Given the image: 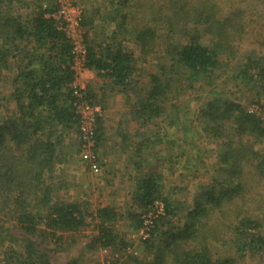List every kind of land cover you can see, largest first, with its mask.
Segmentation results:
<instances>
[{"label": "trees", "instance_id": "16d2710c", "mask_svg": "<svg viewBox=\"0 0 264 264\" xmlns=\"http://www.w3.org/2000/svg\"><path fill=\"white\" fill-rule=\"evenodd\" d=\"M77 1L83 6L82 23L89 26L84 67L100 82L101 100L124 97L138 129L150 123L157 128L163 119L184 135L179 124L192 118L174 104L167 106L169 93L211 85L217 72L229 66L236 39L248 26L243 18L250 6L247 0H229L230 10L220 15L217 0H103L105 10L99 12L100 5L88 11L85 2ZM16 4L32 12L20 16ZM57 9V0H0V77L11 79L10 93L0 97L6 111L0 120V264H80L81 256L55 259L52 245L91 225L96 233L87 236L90 248L99 244L120 253L129 246L115 229L120 215L115 208L90 211L87 201L58 194L56 147L77 132L78 105H94L98 96L93 88L79 94L72 88L73 46L54 17ZM96 19L98 31L91 26ZM258 33L264 46V20ZM150 59L158 62L156 72L147 68ZM242 60L235 77L247 84L258 81V99L247 104H258L264 113V55ZM212 93L191 117L213 145L216 174L199 185L184 219L175 224L178 207L163 192L157 174L141 170L133 160L139 165L136 184L122 216L129 233L142 241L144 256L120 254L107 264H246V259L264 264V119L247 104ZM101 124L96 122V148L106 141ZM126 133L121 134L124 143ZM135 136L143 137L132 146L135 157L148 159L142 149L146 144L157 157L153 140L142 132ZM156 140L161 143L163 137ZM187 143H178L176 161Z\"/></svg>", "mask_w": 264, "mask_h": 264}, {"label": "rangeland", "instance_id": "374dc122", "mask_svg": "<svg viewBox=\"0 0 264 264\" xmlns=\"http://www.w3.org/2000/svg\"><path fill=\"white\" fill-rule=\"evenodd\" d=\"M82 1L85 2L86 10L88 11L98 5H100V7H98L99 12L105 10L103 9L105 5L103 0ZM217 1L221 3L222 7L220 15L230 10L229 0ZM88 2L90 4L87 6ZM245 3L246 2L242 3V6H245ZM247 3H249L250 6H245L246 10L243 22L248 26L245 30V34H241V36L236 39L237 41L234 48L236 52L235 59H232L229 66H227L226 69L221 68V70L217 72V75H219L212 81L211 85L197 84L196 88L193 89L184 87V90L171 91L168 95L170 100L167 106L169 104H174L179 108L183 116L184 113L187 112L190 114V118H192L191 120L185 121V123L181 122V124H179V126H182L181 128L186 129V135H184L183 129H171L167 124L168 121H164L163 119L159 122L160 125H158L159 127L157 128L152 127L150 123L138 129V123L132 118V114L129 111L131 105L128 101L123 99L124 97L121 99L119 96H116V99L107 98L106 100H101L102 97L99 89L100 82L95 79V76L87 72L81 75L80 81L86 91L89 88H93L98 96L97 99L93 101L94 105L99 107L98 114L100 116L98 115V117H101L97 119V122H102L101 125L103 128L100 130L103 131L102 138H107L106 141L99 143L97 147V153L101 160L102 172L96 175L89 172L79 159L78 133L75 132V134H71L69 137L66 136L60 146L56 147V155H58L57 159L59 160L56 162L55 169L56 181L60 186L58 194L59 197L64 200L82 202V204L87 201L90 203L87 206V209L90 211L104 206H112L115 208L120 214L119 218H117L115 229L120 236L124 235L129 246L126 247L125 245L122 249H119L122 250L120 253H112L108 248L104 249L99 244L90 248L87 244L90 242L87 236L96 233L93 225H91L89 229H83L81 232L64 234L61 245H59L60 243L52 245V248L57 250L54 254L55 259L64 262L70 260L72 257L81 256L79 258L80 264H107L114 260V256L121 259L122 257H120V254L126 255L133 253L139 257L144 256L145 249L142 241L139 240L136 234L129 233L128 219L126 216H122V214H125L130 208V198L136 184L137 176L135 173L138 169L132 167L133 161H130L129 158L133 151L129 147L126 148V150H128L127 152L119 150L118 154L117 149H112V153H110V149H107V147L113 144L112 141L115 136H120L122 131L127 132V136H135L142 132L145 133L150 140H153L154 143L152 144L156 147L153 152L160 153L157 157H154V153L152 155V152H150L148 159L140 162L141 165H145L144 168L141 167V170L156 173L159 182H161L162 189H164L163 192L170 197L173 205L178 207V217L173 218V223L179 224L177 222L184 219L186 212L185 208L192 203L193 196L199 185L210 182L211 177L216 174L214 172V153L211 151L213 145L211 141L204 138V135L197 130V122L193 121L194 119L191 116L197 114L200 106L206 102V100H210L214 97L212 91H219L223 97L226 96L228 99H235V101L238 100L245 104H247V101L251 98L258 99V85H255L258 81L247 84L242 83L241 79L235 77L240 71L239 66H241L244 56L248 54L252 56L253 53L256 56L259 54L264 55V46L261 43L258 33V25L264 20V1H262L261 5H258V0H247ZM67 10L70 18L73 20L77 16V13L69 7ZM14 12L20 14V16H24L32 12V7L16 4ZM98 17L99 15L97 19ZM97 19L93 20L91 26L93 27L94 25L98 31L100 23H98ZM84 28L87 32L89 26H84ZM159 57L160 55L157 54L154 59ZM152 67L153 71L156 72L158 70V62L153 63L150 59L147 68L152 69ZM5 77L6 74L0 77V97L9 94L11 91V88L8 86L11 79ZM147 78L148 76L145 74L141 79L143 84L147 83ZM261 103H264V97L261 98ZM257 105L258 104L253 103L247 104L246 106L247 109L255 111L264 119V113L259 112ZM5 112L4 109L0 108V120L3 119L2 117ZM7 114L8 113H6V115ZM162 131L166 132V135L163 136V133H161ZM155 135L157 137H154ZM158 137H163L161 143L157 142L158 140L156 139ZM181 139L186 140L188 143L185 147L182 146L184 155L180 154V157H177L176 161L174 156L177 155L178 143H180ZM129 144H131L130 140ZM189 147H191L192 150H190ZM167 154H170V156L167 157ZM110 157L113 158L111 159ZM134 159L137 161L136 157H134ZM167 160L173 162H171L172 168L167 167ZM114 161H118L123 165L120 169L123 168V172L125 171V173L117 175L111 171L115 168V165L111 164L112 162L114 163ZM215 250L220 249L215 248ZM244 263L254 264L247 261V259Z\"/></svg>", "mask_w": 264, "mask_h": 264}, {"label": "built area", "instance_id": "2783aa9c", "mask_svg": "<svg viewBox=\"0 0 264 264\" xmlns=\"http://www.w3.org/2000/svg\"><path fill=\"white\" fill-rule=\"evenodd\" d=\"M68 7L72 8V10L77 13V16L73 20L68 14ZM83 15V6L79 1L58 0V9L54 17L60 19L59 27H63L71 37L74 54V63L72 68L75 71V80L72 83V88L77 94H79L81 90L85 89L81 84L80 77L82 74L87 72L84 67V57L86 53L84 35L86 30L82 23ZM77 108L79 111L77 128L79 159L89 172L95 175L100 174L102 172V166L100 157L97 153L95 141V130L99 115V107L85 101L80 103Z\"/></svg>", "mask_w": 264, "mask_h": 264}, {"label": "crops", "instance_id": "0c3cea01", "mask_svg": "<svg viewBox=\"0 0 264 264\" xmlns=\"http://www.w3.org/2000/svg\"><path fill=\"white\" fill-rule=\"evenodd\" d=\"M87 73L88 74H91L92 76H94V74L92 72H88L87 71ZM105 120H106V118H105ZM105 120H103V121H105ZM144 138H145V136H144ZM111 139H112V136H111ZM122 139L123 138H122L121 135L120 136L119 135H116L115 138H114V140L112 141L113 144L110 147H107V149H110V153H112V149H115V150L117 149L118 150V154H119V150H122V152H127L128 150H126V148H129L130 147L132 149V151H133V153H131V155L129 157L130 158V161H133L134 160V162H136V160L134 159V157H135L134 156L135 148L134 147L132 148V146H134L133 144L136 143L137 141L143 140V137L142 136H126V143L122 142ZM129 140H130L131 144H129ZM146 146H147V144H146ZM146 146H142V149H144V151H147L148 153H150V150L149 149H146ZM110 158L112 159L113 157H110ZM136 159L139 162V165H140L139 168H141V167L144 168L145 165H141L140 162L141 161H145V159L144 160H140L137 157H136ZM111 164H114L115 165V168L113 170H111L114 174H117L118 175V174H121V173L122 174L125 173V171L123 172V168L120 169V167H122L123 165L121 163H119L118 161H116V162L114 161V163L112 162ZM132 165H133L132 167L135 169L136 168V165H138V164L133 163Z\"/></svg>", "mask_w": 264, "mask_h": 264}]
</instances>
